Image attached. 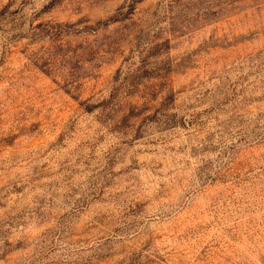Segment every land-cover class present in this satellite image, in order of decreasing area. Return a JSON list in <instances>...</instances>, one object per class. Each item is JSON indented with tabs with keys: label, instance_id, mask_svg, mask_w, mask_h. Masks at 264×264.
<instances>
[{
	"label": "rangeland",
	"instance_id": "obj_1",
	"mask_svg": "<svg viewBox=\"0 0 264 264\" xmlns=\"http://www.w3.org/2000/svg\"><path fill=\"white\" fill-rule=\"evenodd\" d=\"M0 264H264V0H0Z\"/></svg>",
	"mask_w": 264,
	"mask_h": 264
}]
</instances>
